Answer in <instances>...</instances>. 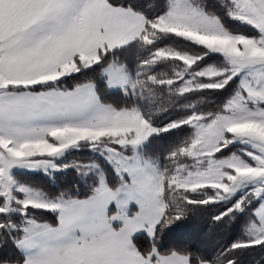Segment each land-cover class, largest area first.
<instances>
[{
  "label": "snow or ice",
  "instance_id": "obj_1",
  "mask_svg": "<svg viewBox=\"0 0 264 264\" xmlns=\"http://www.w3.org/2000/svg\"><path fill=\"white\" fill-rule=\"evenodd\" d=\"M220 4L250 30L226 27L204 0H0V264H244L246 251H264V0ZM85 69L127 101L106 103L92 79L62 86ZM173 109L182 114L159 126ZM172 130L186 134L161 162L150 138ZM237 142L248 147L225 153ZM81 148L93 155L57 163ZM13 168L73 169L90 194L49 193ZM219 202L231 206L212 221L245 214L240 238L211 253L161 246L189 206Z\"/></svg>",
  "mask_w": 264,
  "mask_h": 264
},
{
  "label": "trees",
  "instance_id": "obj_2",
  "mask_svg": "<svg viewBox=\"0 0 264 264\" xmlns=\"http://www.w3.org/2000/svg\"><path fill=\"white\" fill-rule=\"evenodd\" d=\"M205 6L208 10L216 12L217 15L221 16L224 20L226 27H229L231 30L248 32L250 26L242 25L238 21H232L226 15V9L221 7L220 0H204ZM122 59H127L130 69L134 70L135 60L131 56H125L121 54ZM210 60H214L215 57H210ZM96 69V66H94ZM164 70V69H162ZM76 79L73 80V77H68L62 81V86L65 87H74L76 82H82L85 79H92L96 84L97 90L101 92L102 98L106 103H115L122 104L127 101V98L123 96L121 90L110 91L107 89L106 79L98 73L97 70L85 69L82 73L74 74ZM210 98L216 103H219L222 99V96L216 92H210L208 94ZM186 101L181 100L180 103H185ZM202 108L212 109L215 107V104L205 103L201 105ZM182 114V110H170L169 112L162 113L160 116L156 117V120L159 126H163L169 120L177 118L178 115ZM190 131V130H189ZM186 133H182L180 130H172L171 132L161 133L159 136H153L151 139L152 147L148 148V152L153 155H159L161 162L164 161L166 155V149L168 146L175 142L178 135L182 136ZM225 153L237 152L238 149L236 146H229L224 150ZM93 154L88 151L87 148H81L78 152L72 151L67 152L63 159H72L74 157H88ZM219 155V153L217 154ZM101 166L105 171L110 172L111 167L107 162L103 161L102 158H98ZM17 176L21 182L29 183L35 187L43 188L49 193H55L63 189L72 190L74 193L78 194L81 198L90 194L89 185L92 183L90 178L80 179L76 175L73 169H68L64 172H57L51 176L45 175L44 173L37 172H22L16 171L13 173ZM114 176V173L112 174ZM237 194L233 199L239 198ZM201 199L206 198L203 193L199 194ZM229 202H219L209 205H191L189 206L192 210L188 213L187 218L177 222V225H172L169 229H166L165 235L161 238L160 244L162 247L168 246L170 243L175 244H184L190 243L196 246L202 247L206 252H214L221 245H227L234 240L240 238L244 232V221L245 214H237V219L231 224H225L224 222H215L212 221V216L219 213L223 207H230ZM34 215L39 218L42 222H48L53 225L57 223V217L55 213L43 210V209H34L32 210ZM138 245L146 244V233L139 234L133 238ZM264 256V251L259 247L256 249L246 251L242 259L244 264H255L256 260H260V264H264V259L261 257Z\"/></svg>",
  "mask_w": 264,
  "mask_h": 264
},
{
  "label": "rangeland",
  "instance_id": "obj_3",
  "mask_svg": "<svg viewBox=\"0 0 264 264\" xmlns=\"http://www.w3.org/2000/svg\"><path fill=\"white\" fill-rule=\"evenodd\" d=\"M105 79H106V78H105ZM105 81H106V80H105ZM106 85H107V84H106ZM107 89H108V88H107ZM108 90L113 91V90H120V89H119V88H112V89H108ZM229 146H236L237 149H238L237 152H240L242 149L248 147L247 145L240 144L239 142H237V143H235V144H232V145H229ZM65 154H66V153H65ZM63 158H64V157H61L60 160L57 161V163H60L61 161H63V160H64ZM110 167H111V166H110ZM16 171H22V172L26 171V172H32V173H37V172L44 173V171H42V170H34V171H31V170H28V169H25V168H13V169H12V172H13V173L16 172ZM55 173H57V172H55ZM55 173H53V174H55ZM44 174H45V173H44ZM239 193H242V191L238 192L237 194H239ZM132 205H136V204H135V203H132Z\"/></svg>",
  "mask_w": 264,
  "mask_h": 264
},
{
  "label": "crops",
  "instance_id": "obj_4",
  "mask_svg": "<svg viewBox=\"0 0 264 264\" xmlns=\"http://www.w3.org/2000/svg\"><path fill=\"white\" fill-rule=\"evenodd\" d=\"M114 208H115V204H114V202H113V204L110 205V209H114ZM136 210H138L137 205H132V203H130L129 206H128V212H127V214H128L129 216H131V215L134 213V211H136ZM118 223H119V222H114V227H116ZM143 233H144V232H137L136 234H134V236L132 237V239H133L135 236H137V235H139V234H143Z\"/></svg>",
  "mask_w": 264,
  "mask_h": 264
}]
</instances>
